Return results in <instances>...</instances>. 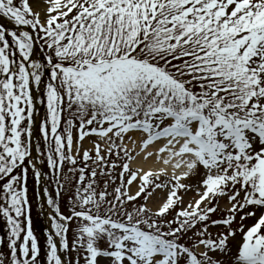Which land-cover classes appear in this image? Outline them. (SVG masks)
I'll list each match as a JSON object with an SVG mask.
<instances>
[{"label": "snow or ice", "instance_id": "6c2138e0", "mask_svg": "<svg viewBox=\"0 0 264 264\" xmlns=\"http://www.w3.org/2000/svg\"><path fill=\"white\" fill-rule=\"evenodd\" d=\"M0 18V264H264V0Z\"/></svg>", "mask_w": 264, "mask_h": 264}, {"label": "rangeland", "instance_id": "374dc122", "mask_svg": "<svg viewBox=\"0 0 264 264\" xmlns=\"http://www.w3.org/2000/svg\"><path fill=\"white\" fill-rule=\"evenodd\" d=\"M5 20L3 19V18H0V22H4ZM37 199H38V197L35 195V194H33V201H34V204L35 205H33V209L35 210V208L38 210V211H41L39 208H38V206H37ZM34 213H35V211H34ZM40 213V212H39ZM36 220H37V217H35V215H34V218H33V221H34V223L36 222ZM43 220V219H42ZM249 223H251V221H249ZM42 241H43V235H42Z\"/></svg>", "mask_w": 264, "mask_h": 264}]
</instances>
